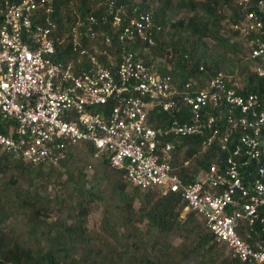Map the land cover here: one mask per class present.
I'll return each mask as SVG.
<instances>
[{"label": "built area", "instance_id": "2783aa9c", "mask_svg": "<svg viewBox=\"0 0 264 264\" xmlns=\"http://www.w3.org/2000/svg\"><path fill=\"white\" fill-rule=\"evenodd\" d=\"M55 1L7 0L0 9V153L58 166L88 144L132 186L179 194L182 216L198 215L233 258L264 264V90L241 93L237 80L217 72L199 89L192 82L190 92L178 91L157 68L166 61L149 55L160 30L152 13L113 1L77 19V59L59 61ZM237 3L244 12L231 34L245 41L264 80V0ZM184 140L197 149L183 167L213 148L222 157L186 180L174 164Z\"/></svg>", "mask_w": 264, "mask_h": 264}, {"label": "trees", "instance_id": "16d2710c", "mask_svg": "<svg viewBox=\"0 0 264 264\" xmlns=\"http://www.w3.org/2000/svg\"><path fill=\"white\" fill-rule=\"evenodd\" d=\"M6 1L0 0V9L4 7ZM8 1L15 3L18 0ZM109 1H113L128 12L137 10L152 13L153 20L160 30L154 35V45L150 47L149 55L155 60H163L161 53L169 46L174 54L179 53L175 62L169 59L165 65L161 62L157 64L160 71L171 77L172 84L178 91H182L185 84L192 82H194L192 85L195 84L193 89H199L217 72L237 80L242 88L241 93L264 90V80L257 77L253 69V61L247 58L245 41L236 40L231 34L230 24L238 21L244 12L237 0H175L178 9H184L187 13H192V16L171 24V27L180 31L181 34L184 32L187 37L177 36L174 39L175 33H168L169 41L165 40L164 27L167 25L166 10L172 5L170 0H163L159 9H153L146 3L147 0L139 4H135L133 0H103L95 7H91L94 4L91 0H77L75 15L61 13V7H66L70 0H56L55 35L63 40L61 45H56L59 61L67 62L77 59V55L70 49V32L77 19L84 20L90 15L102 14ZM226 7L229 8V13L224 15ZM253 8L254 6L250 9ZM223 27L227 29L229 35L221 34ZM206 39L212 40L214 44L208 46L205 43ZM92 43L90 40H83L85 46ZM85 63L86 61L84 65ZM185 91L190 92L184 89ZM172 115L174 118L178 117L174 113ZM172 115L163 114L160 119L166 120L172 118ZM184 143L182 148L177 149L174 164L178 167L179 176L186 180L191 179V176L199 172L201 168L216 162L217 157H222V153L213 148L202 157L192 160L189 166L183 167V162L197 149L193 141L184 140ZM85 146L88 147L89 152H95L88 144ZM75 148L70 149L66 159L60 163L62 166L66 164ZM100 155L103 157L104 167L102 180L111 186L118 200L125 207V215L122 217L123 231L118 233L120 246L113 248L110 241L105 243L103 239L104 232L107 231L113 235L117 232L113 223H109L111 220L103 224V232L97 235H92L87 228L90 203L93 199L92 192L97 187L95 178L92 179L91 187L86 189V176L82 172L76 181H73L72 175L69 174L60 184L65 193L63 192L54 204L55 211L59 214L55 219H51L49 211L52 210V206L49 203L40 205L42 197L39 194L21 189L17 184L19 181L29 184L32 181L39 183L56 174L60 177V164L33 166L20 158L0 153V229L9 216L23 217L25 223L24 229H12L14 234L10 240L11 244L2 246L3 241L0 238V264H159L161 257H158L156 261H150L141 257L143 255L140 253L141 247L146 244L142 236L148 235L152 229L159 233L154 239L153 248L159 236L163 238L167 235H180L186 238L194 234L193 248L189 252L201 257L200 264H242L233 258L230 252V255H224L227 248L214 241L212 234L198 215L190 211L181 218L185 204L179 194L168 193L163 196L154 190L143 191L134 187L125 179L123 171L111 168L106 156ZM128 185L133 187L131 193H126ZM135 201L139 203L137 211L133 208ZM65 207L67 211L64 215ZM9 209L14 211L12 215ZM132 213H135L134 221L130 218ZM133 222L145 223L146 230L143 235ZM92 240L101 241L99 247L96 246L97 243H94L88 249L87 246ZM166 248L168 247L162 245L158 251L165 255Z\"/></svg>", "mask_w": 264, "mask_h": 264}, {"label": "rangeland", "instance_id": "374dc122", "mask_svg": "<svg viewBox=\"0 0 264 264\" xmlns=\"http://www.w3.org/2000/svg\"><path fill=\"white\" fill-rule=\"evenodd\" d=\"M102 1L103 0H91L92 4L94 3L91 7H95ZM133 1L135 4L143 2V0ZM170 1L172 2V5L166 10L165 13V19L167 20V25L164 27L166 33V41L170 40L169 36H167L168 33H175L174 39H176L177 36L187 37L184 32V34H181L180 31L171 27V24L177 23L178 21L184 19L186 20L187 18L192 16V13H187L184 9H178L175 0ZM162 2L163 0H147L146 3L149 4V6H151L153 9H159L162 5ZM76 5H78L77 0H70V3L66 7H61V13H64L65 15H72L73 13L75 15ZM228 13L229 8H224V15ZM223 23H225V21ZM221 34L227 36L229 35V32L225 27H223V29L221 30ZM205 43L208 46H212L214 44V42L210 39H206ZM177 54L179 53L174 54L171 50V46H169L164 52L161 53V58L165 60L166 63L167 61L169 62V59L175 62V59H177ZM102 159L103 157L100 154L89 152L88 147H86L85 144H80L72 151L71 155L66 161V164L64 166L60 164V177H58V175L56 174L53 177L39 183H35L34 181H32L31 184H29L28 182L19 181L17 185L20 186L21 189L30 191L33 194H39L42 197L40 199V205L49 203L52 206V210L49 211L50 217L51 219H55L59 213L55 211L56 207L54 204L57 201L58 197H60L63 192L65 193L60 184L66 180L67 176L71 174L72 180L76 181L77 179H79L80 173L82 172L86 176V189L91 187L92 179L95 178L94 181L97 182V187L95 188V191L92 192L93 199L90 203V216L87 222V228L90 230V233L92 235H97L103 232V224H105L107 220H111L112 222L110 221L109 223H113L114 228H116L115 230L117 232H114L113 235V233H109L106 231L103 233V239L105 240V243L107 241H110L111 247L116 248V246H120L118 233H122L123 231L122 217L123 215H125V207L122 206L111 186L104 180H102V173L104 169L102 165ZM132 191L133 187L128 185L126 193H131ZM138 206L139 203L135 201L133 208L136 211ZM66 211L67 208L65 207L63 212L64 215L66 214ZM9 213L10 215H12L14 211L10 210ZM133 214L135 213H132L130 217L131 220L135 218ZM185 215L182 216L181 213V218H184ZM133 224L141 230L143 235L144 231L146 230L145 223L138 224L136 222H133ZM24 227L25 223L23 222V217L9 216L8 218H6L4 226H1L0 229V238H2V241L4 243H2V246L11 244L10 240L12 238V234H14V232H12V229H24ZM158 234L159 233L156 230L152 229L150 230L148 235H146L145 237L142 236V239L145 240L146 244L141 247L140 253L141 255H143L141 257H145L150 261H156L158 257H161L159 264H200L199 262L201 257L192 252H189L191 248H193V241L195 239L194 234H191L186 238H183L180 235H167L163 236V238L159 236L158 242L153 248L152 244L154 242V239L158 237ZM100 242L101 241L96 242V240H92L91 243L88 244L87 248L90 249L89 246H92V244L94 243H97L96 246L99 247L98 245L100 244ZM162 245L168 247L165 250V255L158 251V249H160ZM228 254L229 251L226 249L224 255L226 256Z\"/></svg>", "mask_w": 264, "mask_h": 264}]
</instances>
